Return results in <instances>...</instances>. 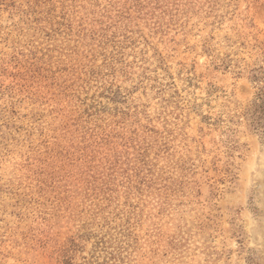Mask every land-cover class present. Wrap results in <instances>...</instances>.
Masks as SVG:
<instances>
[{
	"label": "rangeland",
	"instance_id": "obj_1",
	"mask_svg": "<svg viewBox=\"0 0 264 264\" xmlns=\"http://www.w3.org/2000/svg\"><path fill=\"white\" fill-rule=\"evenodd\" d=\"M172 2L0 0V264H65L69 237L93 221L82 212L81 171L137 141L154 157L165 125L180 130L173 161L190 159L192 170L176 172L182 181L169 203L157 205L156 188L147 198L132 264H264V115L254 111L264 87V0ZM84 26L93 32L73 46L66 33ZM159 87L173 95L168 115ZM178 99L204 102L180 110ZM103 106L110 110L99 113ZM88 120L100 127L85 143ZM53 178L67 186L52 190ZM59 192L66 198L53 210ZM97 229L71 252L76 264L109 261L93 255Z\"/></svg>",
	"mask_w": 264,
	"mask_h": 264
},
{
	"label": "trees",
	"instance_id": "obj_2",
	"mask_svg": "<svg viewBox=\"0 0 264 264\" xmlns=\"http://www.w3.org/2000/svg\"><path fill=\"white\" fill-rule=\"evenodd\" d=\"M193 3L194 0H173L172 5H177L176 8H179L181 5L186 6L192 5ZM169 4L170 2H167V5ZM62 16L65 20H69L66 19L65 15ZM112 25L113 24H111L110 27ZM83 30V33L79 31L74 35L71 33V31H68L65 35V38L70 41H74L73 46H76V43L79 40H84L90 32H93L92 28L89 29L85 26ZM107 31L108 28H103L100 31V34L104 35ZM48 35L52 36V31L48 32ZM53 42L54 43L51 46L47 43L48 49L49 47H52L53 49L57 46L56 41ZM64 50H66V47L62 49L63 52ZM72 51H74V49H72ZM71 52L67 51L66 54L69 55ZM30 53L35 54V51H30ZM188 80L190 83V79ZM159 90L162 96L160 107L162 109L160 113L165 112L167 114L168 109L173 102V95L170 93L166 95V90L162 87H159ZM261 91L264 93V87L261 89ZM262 93L261 96L259 94L257 97L260 100V103L256 105L254 110H259L260 115H264V98H262ZM178 101L180 100L178 99L175 103L176 106L181 107L180 110H183L184 108H192L193 110L199 111H201V107L204 102L198 103L196 100L184 102L185 100L183 99L182 104L178 105ZM207 101H209V99H207ZM103 107L104 108L101 109L99 113H105L110 110L109 107ZM180 116L182 118L184 115H182L180 112L177 113L176 119H179ZM87 123L88 124L86 125V128L88 131L83 133L81 139H83L85 143L88 140L96 141L98 138V130L96 129L99 128L100 125H95V127H92L90 120H88ZM168 126L170 128V125ZM165 128L166 135L164 136L161 145L159 144L158 146L159 151L155 152L154 157L152 158H149V145L143 149L145 145L142 141L134 142L131 145L130 143L127 144V148L125 150L117 148L114 150L113 154L110 150L106 151L107 153H103L101 155V158L104 159L102 162L98 161L96 153L88 155V157H91V162H100V164L91 166L87 170L81 171L82 176L85 179L83 188L85 198L83 205L85 208L82 210V212L86 213L89 209L93 221H86L79 227L78 231L75 233V236L69 237V244L65 248L63 255L65 264H76L74 261L75 255H73L71 252H74L78 249L79 244L83 242V239L87 236V234L90 235L88 229L95 224H97L99 230L97 229V234H94L96 240L93 255H96V250L99 249L101 250L99 254H104V257L109 261L101 262L99 257L100 255H97L95 259L93 257L88 258L84 264H93V262L94 264H132V262L136 259V253H142L144 243L141 242L142 237L140 230L142 229L143 222L145 220L143 215L145 206H147V198L151 199V196L158 194L159 200L157 205L169 203L172 194L175 191L177 192V183L181 184L182 181H179L176 172L179 170V175L185 177L192 170V163L190 162V159L188 162L189 164H186L185 161H183L182 164H179V161L174 162L172 159V156H174L176 153L175 150L172 151L170 142L174 141L175 137L173 134L175 131L179 130L178 127L176 126V130L173 128L168 130L167 126L165 125ZM107 136H102L100 141L107 140ZM111 140H113V138ZM85 145L86 144H84V147ZM157 145L158 143H155L154 147ZM130 146L132 147V152L129 150ZM175 147L176 146H174V148ZM60 153L64 154L65 150L61 149ZM65 155H67V153ZM161 159L167 160L169 168H172L173 177L165 175V173L170 169L166 170L165 167L167 164L159 166ZM60 182V180H55L53 178L49 186L52 187V190L67 186V183L62 185ZM120 182L121 185L119 186L126 188L125 198L123 201L120 200L119 187H117ZM174 183L176 184L174 185ZM155 188L158 191L157 194L155 193L156 191H154ZM66 190L71 191L70 189ZM60 194L61 192L57 193L54 196L55 199L51 200V208L53 210H60L62 206L60 199L63 200L66 198V195ZM132 194H138V197L132 199ZM160 210H162L161 207Z\"/></svg>",
	"mask_w": 264,
	"mask_h": 264
}]
</instances>
